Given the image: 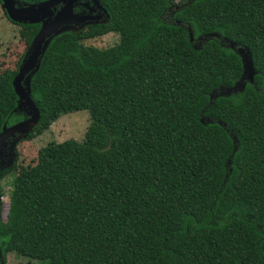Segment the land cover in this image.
I'll return each instance as SVG.
<instances>
[{
	"label": "trees",
	"instance_id": "obj_1",
	"mask_svg": "<svg viewBox=\"0 0 264 264\" xmlns=\"http://www.w3.org/2000/svg\"><path fill=\"white\" fill-rule=\"evenodd\" d=\"M96 1L90 38L119 43L60 32L29 78L33 135L79 111L90 123L9 182L2 258L264 264V0ZM17 74H0V134L31 118Z\"/></svg>",
	"mask_w": 264,
	"mask_h": 264
},
{
	"label": "rangeland",
	"instance_id": "obj_2",
	"mask_svg": "<svg viewBox=\"0 0 264 264\" xmlns=\"http://www.w3.org/2000/svg\"><path fill=\"white\" fill-rule=\"evenodd\" d=\"M186 1L188 0H175L177 4ZM86 3L87 6L92 5L91 8L96 16H101L102 20L105 19L106 14L100 5H97L92 0H86ZM45 21H47V18L43 21L31 23L13 22L7 17L5 8L0 1V74L7 70L19 71ZM93 27V23H87L75 29L80 33L79 39L86 45L107 49L119 43V35L113 33L101 38H90L94 32ZM89 117L87 111L70 113L61 117L42 136L36 137L33 134L21 135V139L16 138L13 140L14 142L11 143L10 148L12 149L13 147L14 156L8 155V157H10L9 166L15 171L13 176L6 182L9 183L14 176L21 175L35 166L38 162L39 151L48 143L63 142L71 139L81 140L90 123ZM3 189L4 192L11 191V187L7 184H4ZM5 202L3 219L7 220L10 209L9 193L6 195ZM6 260L7 262L1 257L0 264H28L27 260L18 259L13 254H9Z\"/></svg>",
	"mask_w": 264,
	"mask_h": 264
},
{
	"label": "water",
	"instance_id": "obj_3",
	"mask_svg": "<svg viewBox=\"0 0 264 264\" xmlns=\"http://www.w3.org/2000/svg\"><path fill=\"white\" fill-rule=\"evenodd\" d=\"M0 1L5 8L7 17L13 22L31 23L43 21L47 18L13 82L16 94L20 99L19 109H26L31 118L3 129L0 134V155H2V148L8 141L17 138L18 135L27 136L32 134L40 122L41 114L31 96L29 78L39 68L40 59L52 37L66 30L76 31L75 29L87 23L95 25L101 22L102 17L76 14L75 6L80 0H48L41 4L22 7H18L17 0ZM92 1L100 5L98 1ZM59 5H62V7L54 15L53 9ZM104 12L107 14L105 10ZM247 69H251V64L249 65L248 62L245 64V70Z\"/></svg>",
	"mask_w": 264,
	"mask_h": 264
},
{
	"label": "flooded vegetation",
	"instance_id": "obj_4",
	"mask_svg": "<svg viewBox=\"0 0 264 264\" xmlns=\"http://www.w3.org/2000/svg\"><path fill=\"white\" fill-rule=\"evenodd\" d=\"M86 4H87L86 0H80L79 3L75 6V13L78 15H84V14L85 15H93L94 11L91 8L92 5L90 4V6H87ZM61 7H62V5H59L53 9L54 15L59 12ZM21 137H22L21 135L17 136V138H20V139H21ZM15 139H11L10 141H8L6 143L5 146H3L2 151H1L2 155H0V223L1 222L6 223L8 220V219L7 220L3 219V214H4V209H5V203H6L5 198H6V195H8V193H9V198H10V192H4L3 186H4V184H7L8 186H10V183H8L6 181L11 178L10 175H12L15 171L14 169H12V167L9 166L10 165V157H8V155L14 156L13 147L11 149L10 146H11V143L14 142L13 140H15ZM6 171H9V174L6 173L7 175L2 177V179H1V175L4 174ZM1 255L2 254L0 253V259L2 257Z\"/></svg>",
	"mask_w": 264,
	"mask_h": 264
}]
</instances>
